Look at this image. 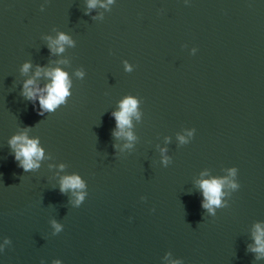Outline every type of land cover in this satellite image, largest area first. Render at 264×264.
<instances>
[{"label": "water", "instance_id": "water-1", "mask_svg": "<svg viewBox=\"0 0 264 264\" xmlns=\"http://www.w3.org/2000/svg\"><path fill=\"white\" fill-rule=\"evenodd\" d=\"M91 3L0 0V264H264V0Z\"/></svg>", "mask_w": 264, "mask_h": 264}, {"label": "clouds", "instance_id": "clouds-1", "mask_svg": "<svg viewBox=\"0 0 264 264\" xmlns=\"http://www.w3.org/2000/svg\"><path fill=\"white\" fill-rule=\"evenodd\" d=\"M95 0H92V3L89 5L90 7L94 6ZM68 42V38L64 35H60L59 39L55 42L56 44H62ZM58 51H63L62 48H59ZM28 65L24 66V70L27 71ZM39 75V73H37ZM52 77V84L47 86V96L42 97L40 99V105L42 108L47 109L49 111L53 110L57 105L62 103L68 93V82L66 73L60 71L59 69L55 70L52 73H48ZM33 81H28L25 85L26 95L29 98H32L34 95L33 90L29 87ZM136 109V101L134 99L128 98L121 104V111L118 113H114L115 119L117 121V126L120 129H123L125 126L129 125V116ZM128 138L131 139V135H128ZM183 140V138H181ZM11 146L15 149V158L17 161H20L21 157H23V161L21 163V167L28 171L38 165L34 162L35 159H40L43 155L42 150L37 147V142L28 140L25 136H17L14 137L10 141ZM223 181L212 180V181H203L201 183V188L203 189V194L205 199L208 201L207 204L203 205V207L208 208L211 211L213 205L220 204V195H221V187ZM83 184L81 183L78 177H69L65 178L62 186L61 192L67 189H78L82 188ZM235 187V185H233ZM78 199H83L80 196ZM259 231V229H258ZM261 236H264V233H260L256 237L257 245L260 247L256 248L257 252H264V243L261 241Z\"/></svg>", "mask_w": 264, "mask_h": 264}]
</instances>
